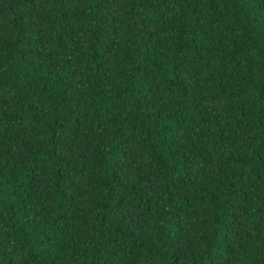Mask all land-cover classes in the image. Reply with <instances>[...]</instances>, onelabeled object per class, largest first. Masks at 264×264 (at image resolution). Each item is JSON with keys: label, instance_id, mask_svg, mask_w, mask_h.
<instances>
[{"label": "trees", "instance_id": "obj_1", "mask_svg": "<svg viewBox=\"0 0 264 264\" xmlns=\"http://www.w3.org/2000/svg\"><path fill=\"white\" fill-rule=\"evenodd\" d=\"M0 264H264V0H0Z\"/></svg>", "mask_w": 264, "mask_h": 264}]
</instances>
